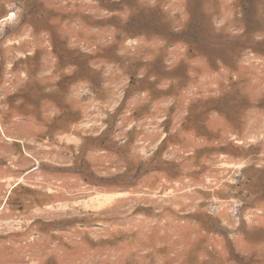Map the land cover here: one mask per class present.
Returning <instances> with one entry per match:
<instances>
[{
    "label": "rangeland",
    "instance_id": "1",
    "mask_svg": "<svg viewBox=\"0 0 264 264\" xmlns=\"http://www.w3.org/2000/svg\"><path fill=\"white\" fill-rule=\"evenodd\" d=\"M0 264H264V0H0Z\"/></svg>",
    "mask_w": 264,
    "mask_h": 264
},
{
    "label": "clouds",
    "instance_id": "2",
    "mask_svg": "<svg viewBox=\"0 0 264 264\" xmlns=\"http://www.w3.org/2000/svg\"><path fill=\"white\" fill-rule=\"evenodd\" d=\"M142 75V74H141Z\"/></svg>",
    "mask_w": 264,
    "mask_h": 264
}]
</instances>
